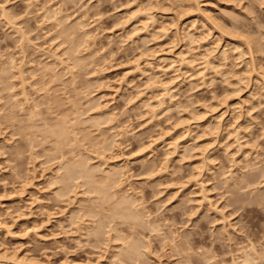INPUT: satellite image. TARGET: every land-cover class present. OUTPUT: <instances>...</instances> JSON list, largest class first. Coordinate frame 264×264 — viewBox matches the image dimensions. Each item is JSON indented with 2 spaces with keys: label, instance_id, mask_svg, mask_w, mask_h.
<instances>
[{
  "label": "rangeland",
  "instance_id": "obj_1",
  "mask_svg": "<svg viewBox=\"0 0 264 264\" xmlns=\"http://www.w3.org/2000/svg\"><path fill=\"white\" fill-rule=\"evenodd\" d=\"M0 6L15 26L0 16V264H264V0ZM65 116L79 122L77 146L31 143ZM80 157L120 169L147 218L119 234L145 244L143 260L123 256L108 228L119 219L86 187L57 196L58 165Z\"/></svg>",
  "mask_w": 264,
  "mask_h": 264
},
{
  "label": "bare ground",
  "instance_id": "obj_2",
  "mask_svg": "<svg viewBox=\"0 0 264 264\" xmlns=\"http://www.w3.org/2000/svg\"><path fill=\"white\" fill-rule=\"evenodd\" d=\"M67 1V0H66ZM71 1V0H70ZM190 1H193V0H190ZM51 2V1H50ZM50 2H48V3H50ZM7 3V2H6ZM46 3V2H45ZM1 4H2V2H1ZM5 4V3H4ZM4 4H2L3 6H4ZM58 4V3H57ZM47 5V4H46ZM52 5V4H51ZM66 5V4H65ZM1 7V6H0ZM41 8H43V7H41ZM61 8V7H60ZM45 9V8H44ZM53 9V8H52ZM0 10H1V12H0V14H2V15H0V16H3L4 17V19L8 22L7 24H9L10 26H12V27H15L14 26V24H13V19L9 16V15H7V13H6V10H4L2 7L0 8ZM50 10L51 9H48V11H49V13H50ZM54 10V9H53ZM61 10V9H60ZM43 11V10H42ZM12 12V11H11ZM60 12V11H59ZM139 12H140V10H139ZM5 13H6V15L8 16H6L5 15ZM144 12H142V14H143ZM15 14V13H14ZM51 14V13H50ZM148 14V13H147ZM17 15V14H16ZM15 15V16H16ZM52 15V14H51ZM83 15V14H82ZM45 16H47V15H45ZM49 16V15H48ZM55 16V15H54ZM66 16V15H65ZM65 16H64V18H65ZM152 16V15H151ZM149 17L148 15H147V17H146V15L144 16V17H146V18H148V20H150L151 22H153L152 20H153V17ZM11 19H10V18ZM42 17V16H41ZM144 17H143V19H144ZM57 18V17H56ZM61 18V17H60ZM67 18V17H66ZM84 18V17H83ZM151 18V19H150ZM3 19V18H2ZM3 19V20H4ZM19 19V18H18ZM142 19V20H143ZM82 20V19H81ZM147 20V19H146ZM235 20V19H234ZM12 21V22H11ZM16 21V20H15ZM56 21V20H55ZM57 21H60V20H57ZM4 22V21H3ZM146 22V21H145ZM150 22V25L152 26V23ZM6 23V22H5ZM138 23H139V21H138ZM147 23V22H146ZM148 23H149V21H148ZM57 24V23H56ZM58 25V24H57ZM80 25H82L81 24V22H80ZM141 25H144V21H143V23H141ZM7 26V25H6ZM10 26H9V29H12V28H10ZM28 26V25H27ZM84 26V25H83ZM58 27V26H57ZM147 27H149L148 26V24H147ZM17 28V27H16ZM25 28V27H24ZM140 28H141V26H140ZM15 29V28H14ZM142 29H143V26H142ZM16 30V29H15ZM25 30V29H24ZM145 30V29H144ZM16 31H18L19 32V35H20V42H30L29 40H28V38L25 36V34H24V32H22V30H16ZM15 31V32H16ZM21 31V32H20ZM26 31V30H25ZM28 31H29V29H28ZM148 31V30H147ZM14 32V33H15ZM188 32V31H187ZM88 33L89 32H87V35L85 34V37H89V35H88ZM180 33H181V31H180ZM184 33V32H183ZM186 33V32H185ZM189 34V33H188ZM188 34H185L186 36H187V38L189 37V35ZM13 35H15V34H13ZM17 36V35H16ZM28 36V35H27ZM186 36H184V38H186ZM18 37V36H17ZM29 37V36H28ZM190 38H192L191 36H190ZM190 38H188V39H190ZM13 40V39H12ZM184 40V39H183ZM192 40V39H191ZM191 40L189 41V43H191ZM185 41V40H184ZM19 42V41H18ZM85 43H87V42H85ZM250 43V42H249ZM249 45H251V43L249 44ZM254 45V44H253ZM252 46V45H251ZM23 47V46H22ZM20 49H21V46L19 47ZM249 48V47H248ZM247 48V49H248ZM252 49V48H251ZM254 49H256L255 47H254ZM253 50V49H252ZM65 51V50H64ZM241 52V51H240ZM23 53V52H22ZM224 53V52H223ZM70 54H72L71 52H70ZM78 54V53H77ZM222 55V54H221ZM224 55V54H223ZM61 56V55H60ZM59 56V57H60ZM74 56V55H73ZM227 56V55H226ZM76 57V56H75ZM225 56H223V58H224ZM2 58V57H1ZM62 59V58H61ZM190 59V58H189ZM192 60H193V58H191ZM225 59V58H224ZM11 60V59H10ZM75 60V59H74ZM186 60V59H185ZM191 61V60H190ZM10 62V61H9ZM58 62H61L59 59H58ZM62 62H64V61H62ZM78 62V61H77ZM76 61H74V63H77ZM193 62H194V60H193ZM206 62V61H205ZM13 63V62H12ZM15 63V62H14ZM54 63H55V61H54ZM65 63V62H64ZM186 63H188V62H186ZM192 63V62H191ZM191 63L190 64H188L189 66L191 65ZM207 63V62H206ZM206 63H205V65H206ZM78 64V63H77ZM208 64L210 65V62H208ZM3 65V64H2ZM52 65H54V64H52ZM61 65H64V64H61ZM66 65V64H65ZM149 64H147V66H148ZM185 65V64H184ZM212 65V64H211ZM20 66V65H19ZM51 66V65H50ZM49 66V67H50ZM67 66V65H66ZM146 66V67H147ZM151 66V65H150ZM150 66H148V67H150ZM188 66V67H189ZM214 66V65H213ZM48 67V66H47ZM45 68L46 69V71L47 70H51V68ZM185 67V66H184ZM193 67V66H192ZM207 67H212V66H206V68ZM2 68H0V70H1ZM192 69V68H191ZM49 70V71H50ZM189 70H190V68H189ZM44 71V70H43ZM52 71H53V69H52ZM51 72V71H50ZM150 72V71H149ZM148 72V73H149ZM153 73V72H152ZM50 74V73H49ZM17 75H18V77L19 78H21V83L23 84V78H22V76H23V74H22V72H21V70H17ZM47 76V75H46ZM45 76V77H46ZM55 76V75H54ZM53 76V77H54ZM156 76V75H155ZM191 76V75H190ZM148 77V76H147ZM150 77V76H149ZM151 79H153L152 77H150ZM155 79V78H154ZM153 79V80H154ZM148 80V79H147ZM149 82H152V80L151 81H149ZM28 84V83H27ZM15 85V84H14ZM29 85V84H28ZM163 85H164V83H163ZM8 86V85H7ZM31 86V85H30ZM9 87V86H8ZM160 87V86H159ZM161 88V87H160ZM7 90H8V88H6ZM161 89H163V91H169L168 89H166V88H161ZM10 90H11V88H10ZM10 90H9V92H10ZM24 90V89H23ZM171 90V89H170ZM0 92H2V91H0ZM171 92V91H170ZM167 93V92H166ZM27 94L28 93H26V91H23L22 92V94L21 95H23V98H24V101L22 100V102H23V104H24V102H27ZM172 94V93H171ZM13 95V94H12ZM52 95V94H51ZM162 95V94H161ZM164 95V94H163ZM14 96V95H13ZM167 96V95H166ZM19 97V96H18ZM51 97V96H50ZM164 97V96H163ZM173 97V96H172ZM10 98H12V96L10 97ZM22 98V99H23ZM13 99V98H12ZM29 99V98H28ZM164 99V98H163ZM17 100V99H16ZM161 100H162V98H161ZM160 101V100H159ZM19 102V101H18ZM21 102V101H20ZM54 102V101H53ZM17 103V102H16ZM28 103H29V101H28ZM56 103V102H55ZM163 103V102H162ZM21 104V103H20ZM22 104V105H23ZM160 104V103H159ZM159 104H157V105H159ZM17 106H18V104H17ZM24 106V105H23ZM31 106H34V107H36L35 105H31ZM150 106V105H149ZM152 106V105H151ZM156 107H158V106H156ZM29 108H33V107H30L29 106ZM101 108V107H100ZM105 108V107H104ZM103 108V109H104ZM153 108V107H152ZM34 109V108H33ZM154 110H155V107L153 108ZM29 110V109H28ZM99 110V109H98ZM75 111H77V110H75ZM34 112V111H33ZM32 114V113H31ZM99 114V113H98ZM102 114V113H101ZM106 114V113H105ZM108 114V113H107ZM32 115H34V114H32ZM79 115V116H78ZM78 115L76 114V116L77 117H80V114L78 113ZM29 116H30V110H29ZM35 116V115H34ZM34 116H32V118L34 117ZM108 117V115H105V116H103V117ZM109 116H111V115H109ZM113 116V115H112ZM111 116V117H112ZM31 117V116H30ZM77 117H76V120H77ZM106 117V118H107ZM62 119H60V120H58V122L55 124V125H53L51 128H49V125L47 126L46 124V126L49 128H46V129H48L47 131H46V129H45V131L42 133L39 129L37 130V134H39V135H37L36 136V134L35 135H32V136H34L33 137V140H31V143H32V141H33V143H34V141H35V143H36V140H34V139H37V140H42V141H44V140H46V139H48V138H52L53 139V149H55V152H57V154L59 153V155H60V153H62V150L63 149H66V148H68L67 146H69L70 144H74V141L76 142V138H77V136L78 135H76V133H78V128H76V126H78V124H79V122H71L70 120H68L67 118H66V116L63 118V117H61ZM90 118V117H89ZM94 118V117H93ZM98 118H100L99 116H98ZM31 119V118H30ZM101 119L103 120V118L101 117ZM88 120V119H87ZM102 120H100V121H102ZM113 120V119H112ZM115 120V119H114ZM31 121V120H30ZM29 121V122H30ZM78 121V120H77ZM83 121H85V120H83ZM98 123H99V120H96ZM96 121H94V122H92V124L94 125L95 124V122ZM31 122H33V121H31ZM82 122V121H81ZM81 122H80V124H81ZM89 122H90V120H89ZM89 122H87V123H89ZM97 122H96V125H98L97 124ZM103 122V121H102ZM35 123V122H34ZM86 122H84V124H85ZM108 123V122H107ZM110 123H112L111 121H110ZM36 124V123H35ZM34 124V126L35 127H33V123H31V125H30V128L32 129H37V127H36V125ZM44 124V123H43ZM90 124H91V122H90ZM103 124H105V123H103ZM102 124V125H103ZM89 125V124H88ZM92 125V126H93ZM101 125V126H102ZM108 125V124H107ZM80 126V125H79ZM99 126V125H98ZM100 126V127H101ZM29 127V126H28ZM27 127V128H28ZM97 127V126H96ZM115 128V127H114ZM29 129V128H28ZM35 129V130H36ZM97 129V128H96ZM99 129V128H98ZM97 129V130H98ZM43 130H44V127H43ZM96 130V131H97ZM121 129H119V131H120ZM29 131H31L30 129H29ZM40 131V132H39ZM39 132V133H38ZM122 132V131H121ZM40 133H42V134H40ZM114 133V132H113ZM121 134V133H120ZM80 135V134H79ZM38 136H40L39 137V139H38ZM117 136V135H116ZM82 137V136H81ZM86 137H87V135H86ZM83 138V137H82ZM92 138V140H93V137H91ZM90 139V138H89ZM88 140V139H87ZM86 140V141H87ZM116 140V139H115ZM85 141V142H86ZM80 142V141H79ZM78 142V143H79ZM82 142V141H81ZM88 142V141H87ZM87 142H86V144H87ZM89 143V142H88ZM103 143V142H102ZM76 144H77V142H76ZM75 144V145H76ZM80 144V143H79ZM84 144V143H83ZM92 144V143H91ZM104 144V143H103ZM112 144V143H111ZM71 145V146H72ZM75 145H73V146H75ZM97 145V144H96ZM106 145V144H105ZM114 145V144H113ZM70 146V147H71ZM77 146V145H76ZM86 146V145H85ZM112 146V145H111ZM116 146V145H115ZM33 147H34V145H33ZM66 147V148H65ZM99 147V146H98ZM101 147V146H100ZM106 147V146H105ZM32 148V147H31ZM75 147H73V149H74ZM102 148H103V146H102ZM113 148V147H112ZM76 149V148H75ZM75 149H74V151H75ZM96 149V148H95ZM100 149V148H99ZM109 149H110V147H109ZM71 150V149H70ZM112 150V149H111ZM104 151V150H103ZM64 152V151H63ZM102 152V151H101ZM107 152V151H106ZM70 153H73V152H70ZM104 153V152H103ZM63 154V153H62ZM101 154V153H100ZM87 156V155H86ZM94 156V155H93ZM102 156V155H101ZM65 157V156H64ZM97 157H99V156H97ZM105 157V156H104ZM81 158V157H80ZM91 158V157H90ZM100 158V157H99ZM61 160V159H60ZM74 160V159H73ZM92 160V159H91ZM109 160V159H108ZM90 161V160H89ZM100 161V160H99ZM111 161V160H110ZM59 163V162H58ZM88 158H87V160H86V158H81V159H79V160H74V161H70V163L69 162H61L59 165H58V167H57V173L55 174L54 173V175L55 176H52L53 178H52V181H51V183H54V184H61V187L63 188V189H60V192L58 193V195L57 196H64V194H66V193H63V192H67L68 193V191L69 190H71V188H73L75 185H76V187L77 186H81V187H86V191H85V194H86V192L91 196H95L94 197V199H96V201H99V203L101 204V208H103V207H105L106 206V208H110L109 210H110V214H111V216H110V220H109V224H112L113 222H114V220L116 221L117 219L116 218H118L119 219V222H117V223H115L112 227H108L109 228V233L110 232H112L114 235L113 236H111V238L113 239V240H116V241H120L121 242V252H122V250L124 251V254H123V256L124 257H126V259H128V260H132V261H137L138 259H142V257L143 256H145V254L147 253L148 254V252H146V253H144V249H146V247L143 245V244H140V242L139 243H137V242H133V241H130V242H128L129 240H127L126 241V237H124V236H126V235H123V236H121L119 233H122L123 231L121 230V231H119V229H118V227H120L121 228V226H127L128 227V229H130V227H137V226H140V227H142L141 226V223L143 224V215L144 214H142L144 211H143V209H140L141 207H140V204H139V206H135V201H136V199H134V197L132 198V196L130 197L129 195V197L127 196V194H126V196H125V190L124 189H121V183H120V181H121V179H120V177H121V171H120V169H115V167L114 168H106V169H101V167L99 166V167H96V166H88ZM102 165V164H101ZM113 165H114V163H113ZM111 167H112V165H111ZM124 169V168H123ZM62 170V172H63V174L62 175H60L59 174V172ZM61 172V173H62ZM98 174H101L102 176H103V179L102 180H104V181H102L101 183L100 182H98L97 180L98 179H96V178H98ZM125 176V175H124ZM120 179V180H119ZM49 180V179H48ZM226 180V179H225ZM77 181H80V183L79 184H75V182H77ZM50 183V182H49ZM71 184V185H70ZM121 184V185H120ZM53 185V184H52ZM74 185V186H73ZM121 186V187H120ZM125 186V185H124ZM79 189H81V188H79ZM83 190V189H82ZM75 191H77V190H75ZM81 191V190H80ZM84 192V191H83ZM23 193V192H22ZM75 195V194H74ZM87 195V194H86ZM137 195V194H136ZM77 197V196H76ZM75 197V198H76ZM138 197V196H137ZM62 198V197H61ZM93 199V200H94ZM91 200V199H90ZM82 201V200H81ZM92 201V200H91ZM95 202V201H94ZM137 202V201H136ZM138 202H139V200H138ZM96 203V202H95ZM109 203H111L110 205H108ZM140 203V202H139ZM91 204V203H90ZM138 204V203H137ZM94 205V204H93ZM92 205V206H93ZM96 205V204H95ZM142 205V204H141ZM97 206V205H96ZM99 207V206H98ZM138 207H139V209H138ZM100 208V209H101ZM144 208V207H143ZM77 209V208H76ZM80 209V208H79ZM92 211V210H91ZM94 211V210H93ZM92 211V213H94ZM100 212H101V210H99ZM105 211V210H104ZM141 211H143V212H141ZM75 212V211H74ZM100 212H99V215H100ZM90 213V212H89ZM95 213H96V211H95ZM105 213V212H104ZM103 213V214H104ZM86 214V213H85ZM98 214V213H97ZM71 215V214H70ZM84 215V214H83ZM85 216V215H84ZM83 216V217H84ZM96 216H98V215H96ZM101 216V215H100ZM107 216H108V214H107ZM145 217H146V215H144ZM103 217V216H102ZM102 217H101V219H102ZM71 218V217H70ZM77 218H79V216L77 217ZM77 218H75V220L77 219ZM91 218V217H90ZM98 218V217H97ZM96 218V219H97ZM147 218V217H146ZM149 218V217H148ZM151 218V217H150ZM158 218V217H157ZM84 219V218H83ZM88 219H89V217H88ZM100 219V220H101ZM145 219V218H144ZM81 220H82V217H81ZM80 220V221H81ZM87 220V219H86ZM90 220V219H89ZM91 220H92V218H91ZM94 220H92L91 222H93ZM106 221V220H105ZM104 221V222H105ZM122 221V222H121ZM155 221V220H154ZM82 222V221H81ZM80 222V224H82ZM88 222V221H87ZM96 222V221H95ZM98 223V225H101V222L102 221H97ZM151 222H153V221H151ZM151 222L150 221H147L146 223H147V225H149L148 227H150V225H153V224H151ZM157 222V221H156ZM83 223H85V221L83 222ZM100 223V224H99ZM94 224V223H93ZM85 225V224H84ZM87 225V224H86ZM85 225V226H86ZM97 225V226H98ZM156 225V224H155ZM159 224H157V226H158ZM77 226V225H76ZM80 226V225H79ZM124 226H123V228H124ZM125 226V227H126ZM144 226V225H143ZM98 227H102V226H98ZM127 227H126V229H127ZM155 228H156V226H154ZM99 228V229H100ZM138 228V227H137ZM145 228V227H144ZM151 229H152V226L150 227ZM160 228V227H159ZM80 229V228H79ZM94 229V228H93ZM103 229V228H102ZM107 229V228H106ZM122 229V228H121ZM127 229V230H128ZM132 229V228H131ZM136 229V228H135ZM154 229V228H153ZM152 229V231H156L155 229L153 230ZM156 229H158V228H156ZM78 230V229H77ZM82 230V232H83V229H81ZM80 230V231H81ZM95 230H96V228H95ZM94 230V231H95ZM108 230V229H107ZM124 230V229H123ZM97 231V230H96ZM96 231H95V233H96ZM100 231H102L101 229H100ZM126 231V230H125ZM124 231V232H125ZM131 231V230H130ZM81 232V233H82ZM86 232V231H85ZM84 233V232H83ZM101 233V232H100ZM106 233V232H105ZM152 233V232H151ZM154 233V232H153ZM86 234V233H85ZM88 234V233H87ZM92 234V233H91ZM97 234V233H96ZM131 234V233H130ZM101 235V234H100ZM99 234H98V236H100ZM108 235V234H107ZM107 235L105 236V237H107ZM140 235V234H139ZM154 235V234H153ZM104 236V235H103ZM90 237V236H89ZM91 237H93V236H91ZM157 237V236H156ZM130 238V237H129ZM101 239V238H100ZM105 239V238H104ZM105 241V240H104ZM103 241V242H104ZM142 241V240H141ZM170 241V240H169ZM173 241V240H172ZM149 243V242H148ZM147 245V244H146ZM149 245V244H148ZM177 246V245H176ZM148 247V246H147ZM178 247V246H177ZM113 248V247H112ZM119 248H120V246H119ZM149 248V247H148ZM147 248V249H148ZM116 250V249H115ZM149 250V249H148ZM113 254H114V252H113ZM118 254V253H117ZM121 254V253H120ZM147 254H146V256H147ZM250 254V253H249ZM145 256V257H146ZM150 256V255H149ZM257 256V255H256ZM256 256H255V258H256ZM114 257H115V255H114ZM144 257V258H145ZM116 258V257H115ZM119 258V257H118ZM143 258V259H144ZM254 258V259H255ZM142 259V260H143ZM246 259H249V261L251 260V256L249 255V258H248V256L245 258V259H243L244 261L243 262H245V263H247V262H249V261H247ZM254 259H253V261H254ZM118 260H120V259H118ZM118 260H116V261H118ZM128 260H126L127 262H128ZM146 260V259H145ZM135 261H134V263H135ZM148 261V260H147ZM247 261V262H246ZM252 261V260H251ZM260 261V260H259ZM120 262V261H119ZM127 262H125V263H127ZM256 262V261H255ZM123 264V263H122ZM251 264H253V263H251ZM257 264V263H256Z\"/></svg>",
  "mask_w": 264,
  "mask_h": 264
}]
</instances>
